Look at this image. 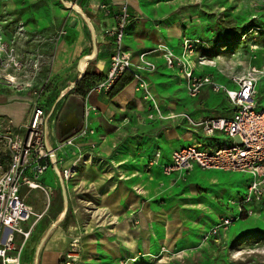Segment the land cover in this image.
I'll return each instance as SVG.
<instances>
[{"label":"crops","instance_id":"obj_1","mask_svg":"<svg viewBox=\"0 0 264 264\" xmlns=\"http://www.w3.org/2000/svg\"><path fill=\"white\" fill-rule=\"evenodd\" d=\"M70 2L82 12L92 40L72 82L83 75L100 80L109 65L114 15L124 0ZM143 3L144 0H128L134 24L124 35L123 49L130 52L133 59L158 43L174 47L178 36L169 31L172 21L168 18L161 30L154 21L155 17H148ZM148 57L157 65L154 78L169 71L160 54L152 53ZM170 71L174 76L177 74ZM217 82L228 88L238 86L237 82ZM137 85L133 78L123 75L118 81L120 90L116 93L106 95L90 90L84 99L79 94L63 95L55 100L56 105L43 107L50 146L63 138L62 124L69 116L75 119L71 134L82 124L91 128L93 133L77 139L75 146L62 148L57 154L56 167H50L43 176L42 181L51 192L48 206L42 193L32 190L40 201L27 203L41 217L31 216L23 222L21 227L29 235L25 238L13 232L14 249L7 251V255L17 258L19 264H60L74 238L71 233L74 231L81 234L80 249L73 264H123L122 260H129L127 264L155 263L154 256L159 254L166 232L182 227L179 226L180 219L179 222L170 221L173 213L170 209L175 215H181L185 222L186 209L193 207L191 201L182 203L181 198L184 200L188 196L180 195L188 194V199H193L196 197L193 190L197 186L206 187V200L203 205L199 204L204 211H199L193 221L201 223L199 230L227 216L226 210L232 208L226 205V199L236 200L243 196L244 192L239 188L247 186L249 177L245 179L234 172L193 168L185 173L184 180L178 173L164 176L162 172V165L169 163L172 151L178 148L192 144L215 148L230 143L231 140L221 132L206 136L201 127L180 115L174 116L184 113L194 122L211 117H231L233 109L225 96H213L211 89L204 87L197 102L194 100L182 109L181 91H173L178 84L172 80L166 86L172 88L173 93L167 88V96L159 98L168 119L159 120L149 117ZM31 104L30 93L0 90V117L14 128L27 121ZM85 108H88L87 115H84ZM79 150H82L81 155ZM1 160L4 169L7 159L2 157ZM69 167H73L72 176L64 181L60 172ZM165 177L169 179L168 185L164 183ZM169 184L173 186L168 187ZM23 192L26 191L23 189ZM41 204L45 206L43 211ZM253 207L256 211L261 204ZM222 209L223 213L212 223V217L208 218V215L217 216ZM48 210L50 215L46 213ZM68 212L73 215L74 222L63 224ZM8 232L7 229L0 230L1 241L6 239Z\"/></svg>","mask_w":264,"mask_h":264},{"label":"rangeland","instance_id":"obj_2","mask_svg":"<svg viewBox=\"0 0 264 264\" xmlns=\"http://www.w3.org/2000/svg\"><path fill=\"white\" fill-rule=\"evenodd\" d=\"M144 2L143 8L148 12V17L151 19V16H154V21L161 30L165 19L168 18L172 21L169 31L178 35L174 47L158 43L151 50L143 52L144 58L153 64L152 69H137L141 64L139 56L143 54L140 53L134 59L132 56L134 69L124 75L131 79L139 77L140 85H137V90L146 102L151 119H168L159 98L167 96L166 85L172 80L178 84L173 91H181L182 109L198 100L201 95L189 96L186 79L181 70L171 69L166 65L163 56L166 50H170L175 57L186 60L189 68L199 72L198 75L205 73L204 75L220 82L236 83L253 76L256 82L255 101L264 107V0ZM132 22L130 14L125 35L134 24ZM91 42L90 30L83 14L70 0H0V90H21L30 93L32 102L37 101L42 107L56 105L55 100L63 95L71 97V94H79L81 99H84L99 80L91 79L88 75H83L77 81L75 79L72 82V79L79 70L81 59L91 48ZM188 42L195 44L192 50L186 48ZM152 53L160 54L169 71L174 70L177 74L174 76L172 71H168L154 78L157 65L148 57ZM10 74L13 75L12 78ZM168 90L171 91L172 88ZM213 93V96L223 94ZM179 115L184 117L185 114L174 116ZM1 123L8 122L0 117ZM4 148V143L0 142V172L4 166L1 160ZM234 173L242 175L245 179L249 177L242 172ZM168 180L165 177L164 183L167 185ZM172 186L169 184L168 187ZM239 190L245 193L246 185L241 186ZM193 191L196 196L193 199H188V194L180 195L188 196L184 200L181 198L182 203H193V207L189 206L192 209H186L187 220L184 222L181 215H175V211L170 209V212H173L170 221H180L179 226L182 227L166 232L163 246L159 254L154 256L155 263L142 264H264V202L260 203L261 207L254 214L236 219L217 236L205 239V234L213 224L202 226L199 230L201 223L193 221L199 211H204L201 205L204 204L208 192L206 187L200 185ZM25 201L32 203L40 200L32 191L26 193ZM225 201L226 205L232 208L226 210L227 216L236 214L232 200ZM47 204L46 201V206ZM46 213L50 215L49 210ZM222 213L223 209L219 215H208V218L212 217L214 223ZM73 222V215L68 212L62 223ZM71 233L74 238L65 250L60 264L67 260L66 254L71 251V244L75 246V255L80 249L81 232ZM122 261L127 264L129 260Z\"/></svg>","mask_w":264,"mask_h":264},{"label":"built area","instance_id":"obj_3","mask_svg":"<svg viewBox=\"0 0 264 264\" xmlns=\"http://www.w3.org/2000/svg\"><path fill=\"white\" fill-rule=\"evenodd\" d=\"M115 25L112 36L109 65L104 76L91 91L108 95L116 81L127 72H132L134 63L130 52L123 49V38L130 12L128 0L120 5L114 15ZM195 44L188 42L186 48L192 50ZM164 53V52H163ZM140 54L141 64L137 69H152L154 66ZM166 65L178 68L183 73L189 96L197 97L204 87L212 92L223 93L233 109L231 117H211L194 122L188 115L184 117L191 123L201 127L206 136L221 132L231 141L215 148L201 147L192 144L178 148L171 153L170 161L162 165L166 176L178 173L185 178V173L195 167L202 170H222L225 172H242L249 176L246 192L237 200H232L236 214L221 217L205 234V239L217 236L226 230L236 219H243L254 214V205L264 202V107L255 101V78L248 76L237 82V88L213 80L208 75H198L187 65L186 60L175 57L170 50L163 54ZM139 83V77H136ZM85 108L84 115H87ZM46 112L44 108L33 101L27 121L20 127H13L10 122L0 124V142L4 143L3 157L7 166L0 173V230L7 229L8 236L0 241L1 264H19L17 258L7 255L13 250V232L29 235L21 224L36 214L25 201L26 193L32 190L41 192L47 202L50 200V189L43 183V176L50 167H56L57 154L65 146H75L76 140L83 138L93 130L82 124L73 134L63 137L54 146L48 144L45 132ZM81 155L82 150L78 151ZM159 153H156L158 156ZM79 156V155H78ZM80 157V156H79ZM78 157V158H79ZM62 158L59 159L61 161ZM73 167L61 170L60 177L67 181L72 176ZM23 189L26 192H23ZM75 243V241L73 242ZM70 252L66 254L64 264H72L75 257V246L71 244Z\"/></svg>","mask_w":264,"mask_h":264},{"label":"bare ground","instance_id":"obj_4","mask_svg":"<svg viewBox=\"0 0 264 264\" xmlns=\"http://www.w3.org/2000/svg\"><path fill=\"white\" fill-rule=\"evenodd\" d=\"M7 80V79H6ZM9 81V80H8ZM135 84L138 83V79L135 78L134 79ZM237 82V81H236ZM10 83V82H9ZM75 123V119H73L71 116H69L64 123L62 124V131H66L68 130V128Z\"/></svg>","mask_w":264,"mask_h":264},{"label":"trees","instance_id":"obj_5","mask_svg":"<svg viewBox=\"0 0 264 264\" xmlns=\"http://www.w3.org/2000/svg\"><path fill=\"white\" fill-rule=\"evenodd\" d=\"M125 75V74H124ZM123 76V75H122ZM121 76V77H122ZM121 77L116 81V83L114 84V86L112 87V89L108 92V95L116 93L117 91L120 90L121 86H118V81L121 79Z\"/></svg>","mask_w":264,"mask_h":264},{"label":"water","instance_id":"obj_6","mask_svg":"<svg viewBox=\"0 0 264 264\" xmlns=\"http://www.w3.org/2000/svg\"><path fill=\"white\" fill-rule=\"evenodd\" d=\"M74 127H75V124H72V125L68 128V130H66V131H61V137H65V136H68L69 134H71L70 132L73 131Z\"/></svg>","mask_w":264,"mask_h":264}]
</instances>
